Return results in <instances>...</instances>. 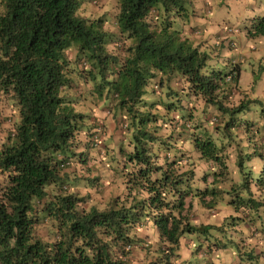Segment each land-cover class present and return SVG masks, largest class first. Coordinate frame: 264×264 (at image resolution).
<instances>
[{"label":"trees","instance_id":"trees-1","mask_svg":"<svg viewBox=\"0 0 264 264\" xmlns=\"http://www.w3.org/2000/svg\"><path fill=\"white\" fill-rule=\"evenodd\" d=\"M87 1L0 0V102L16 112L0 135V264H186L177 248L185 233L206 240L202 257L235 243L227 234L264 239L255 224L264 207V102L232 98L237 36L223 29L209 40L192 22L194 0H114L113 27L103 15L80 14ZM243 26V42L263 41L264 10ZM173 76L181 89L169 84ZM149 82L155 96L144 98ZM86 89L111 110L123 141L101 143L95 102L80 105ZM175 97L186 105L179 114ZM252 101L259 126L236 139L230 129L255 122L246 116ZM190 108L212 113L190 128ZM235 147L238 180L226 163ZM93 152L107 154L115 187L102 206L90 201L103 185L100 169L89 172ZM254 156L262 159L249 166L258 168L255 178L245 163ZM80 185L87 190H75ZM224 199L227 214L214 223L200 218L219 214ZM237 237L232 264H264V240L258 250Z\"/></svg>","mask_w":264,"mask_h":264},{"label":"rangeland","instance_id":"rangeland-1","mask_svg":"<svg viewBox=\"0 0 264 264\" xmlns=\"http://www.w3.org/2000/svg\"><path fill=\"white\" fill-rule=\"evenodd\" d=\"M254 0H209V3L207 5L206 8H203L202 11L200 12V14H193V18H192V22H199L200 24H202L203 26L206 25L207 23H209L210 25L214 24L215 28L218 31H222L224 29V27L226 26H231L234 30L236 29L235 33H237L236 35L233 33L232 36H237V38L239 37V39H237L236 43L239 44L240 41H242L243 39V34L245 31V27L242 25L243 24V20L241 21L240 18H248L247 16L251 15L252 13H249V9H251L250 7L255 5L256 2H253ZM257 2H260V6L262 7V9L264 10V0H256ZM253 8H258V7H253ZM115 9V2L114 0H92L87 1L85 3H83L80 8H79V13L85 16H96V15H103L104 17H106V21L105 23L107 25H109V27H113L112 25V15ZM246 11H248V13H245ZM244 12V13H243ZM255 12V9H254ZM241 15V16H240ZM212 23V24H211ZM213 26V25H212ZM207 34V33H206ZM227 34H231V32H227ZM213 37V34L210 33L208 34V39L212 40L211 38ZM261 37V36H258ZM257 36H255L254 38H250L249 43L253 42L249 45L246 44L245 47H243V50L245 49L246 52L242 53V57L236 58L233 61H241V69H240V74L238 77V87H236L235 92L232 96V98L237 99L240 97V95H245L247 97H254L258 100H260L261 102H264V67L261 71L257 72L256 70V65L257 64H261L263 63L264 65V40L258 42L257 44V40H256ZM264 38V36L262 37ZM253 44H257V47L255 48L254 46H252ZM237 48H232L231 52H236ZM252 50V51H251ZM241 54V53H240ZM250 54H253L250 55ZM260 55L262 57V59L260 60V62L256 61L255 59L257 58L256 56ZM220 66H225L224 63H222V61L220 62ZM225 68V67H224ZM151 82H149L146 86H145V90L146 92L144 93L143 97L144 98H152L153 96H155V94L150 92L151 89ZM169 84H171V86L176 87L177 89H179L181 87V82L180 79L177 76H173L171 78V80L169 81ZM80 89H82V87H80ZM181 89V88H180ZM84 97H81L80 99V105L82 106H87L88 104H92V101H94L95 103L93 104V111L95 116L99 118V120L101 121V127H100V141L101 143H103V141L108 142L111 139H115L116 141H119L120 138L122 139L123 137L121 136L122 133H120L118 130H115L114 127V122L111 119L112 116V112L110 110V112H108L106 110V106H104L103 104H101L100 100L93 95V93H89L88 90H83ZM182 96V95H181ZM180 96V98H181ZM178 97H175V105L179 102V105H176V111L178 114L181 111H185L186 110V105L182 100H178ZM177 100V102H176ZM90 102V103H89ZM0 104L2 105V110H1V114H0V135L3 134L5 132V130L7 128H9L11 126V120L16 119V112L15 109L13 108V106L11 105V103L9 101H5V102H0ZM259 104L255 103V102H251L248 105V111L246 112V116L247 117H251L252 119H254V123L253 124H249L248 125V129L247 131L243 130L241 131L240 128L238 126L234 127V129H230L233 132L237 133L235 135L236 137H240L241 140L243 136H245V134H251V130L252 129H256L259 126V121L258 120V109H259ZM210 112L212 113L211 110H207L204 113H201L200 110L193 108H190V113L191 114V119L189 120V127L193 128V127H198L197 123H200V119L203 117L204 114H210ZM243 112V111H241ZM242 115V113H240ZM239 114H237V116H241ZM257 116V117H256ZM245 117V116H244ZM200 120V121H199ZM198 121V122H197ZM202 122V121H201ZM192 123V124H191ZM191 125V126H190ZM205 125L207 126V128L213 132V127L210 126V124L205 123ZM170 126V124L166 123L165 126L160 130L162 133H166V131L168 130V127ZM176 129V126H175ZM211 132V133H212ZM105 135H108V138H105ZM105 138V139H103ZM237 139V138H236ZM240 140V142H241ZM123 141V139L121 140ZM243 142V141H242ZM123 142H121L122 144ZM234 143H237L236 141H234ZM100 144V143H99ZM96 147V151L98 152L99 149V145ZM244 144V143H243ZM242 144V145H243ZM239 145H241L239 143ZM241 145V146H242ZM182 146H188L190 147V144H187V142H184L182 144ZM242 149L245 150V148H243V146L241 147ZM227 149L229 150L230 148L227 147ZM238 150V147L235 148H231V152L230 155L226 158V163L228 165V168L230 170V176L233 177V180H238V178L241 177V173L238 172V170L236 169V167L233 165V161L231 159V155H234V151ZM94 151V150H93ZM239 151V150H238ZM237 151V152H238ZM97 152H93L94 159H89L87 161V165L88 167H90V171L89 172H95L98 171V169H100L99 173L103 176L102 178V187L99 189L97 188L96 190H91L90 191V201L96 203L97 205L102 206L103 203H105L106 198H107V193L106 190L108 189L109 186H112V190H115V187L113 185V183L110 184V181L108 179V175L109 172L106 170L108 169L110 160L107 158V154H103L102 152H99V154L97 155ZM247 162V163H246ZM247 167L246 169H251V176L253 178L256 177L257 175V170L258 168H252L249 166H259L262 163V159H260L258 156H254L252 157V159L250 161H245ZM77 170H79V166L75 167ZM196 168L200 169V165L197 166ZM87 173V171H86ZM210 178L207 177V180H209ZM112 181V180H111ZM75 190H78L79 192H84L87 190L86 187L84 186H76L74 187ZM193 200H192V209L194 210H198L199 209V198L194 195L192 196ZM208 198V196H206V199ZM227 198V197H226ZM188 199V198H187ZM225 200H223V205L219 204L218 208L220 209V213H215V214H208V215H203L200 218H204V220H207L208 222L214 223L216 220H218V218H220V216L222 214H227L228 211L227 209H230L229 206L226 207L225 205ZM260 214V216H256V225L259 226V228L262 226H264V207L259 210L258 212ZM221 214V215H220ZM251 214V213H250ZM253 214V212H252ZM230 220L227 219V222H229ZM260 223V225H259ZM243 233V232H242ZM240 235L242 236V239H244L245 241H248L249 236H246L245 233L241 234V233H231V234H227L225 235L226 239L230 240H234L235 243L237 242V240L239 239L237 236ZM224 238V237H223ZM205 241L206 240H202L201 236H196L195 234H187L185 233L181 238H180V242L178 245V251L180 252L181 255H184L185 260H186V264H205V260L207 259H211V262H213L212 264H232V260L236 257L237 255V245L233 242H228L225 244L224 248H218V249H211L209 251H206L205 254H203L204 256H200L198 250H203L202 249V245H205ZM200 242L201 246L199 249L195 248V244ZM240 243V242H239ZM246 245V243L243 242L242 248H244V246ZM204 248V247H203ZM157 255V254H156ZM246 260L248 261L247 258H241V262L242 264L246 263ZM164 264V263H162ZM247 264H250L247 263Z\"/></svg>","mask_w":264,"mask_h":264},{"label":"crops","instance_id":"crops-1","mask_svg":"<svg viewBox=\"0 0 264 264\" xmlns=\"http://www.w3.org/2000/svg\"><path fill=\"white\" fill-rule=\"evenodd\" d=\"M253 2H256L255 0L253 1ZM208 3H209V0H194L193 1V4H192V8H193V10H195V12H194V14H200V12L202 11V9L203 8H206L207 7V5H208ZM253 7H258V8H253ZM251 9H249V13L251 12L252 14L251 15H249V16H247L248 18L250 17V16H252L253 14H259L260 12H262L263 11V9H262V7L260 6V2H256V4L255 5H253V6H251L250 7ZM254 9H255V12H254ZM244 13V12H243ZM245 13H248V11H246ZM248 13V14H249ZM241 16V15H240ZM248 18H245L244 19V17L243 18H240L241 19V21L243 20V24H246L247 23V21H248ZM212 24V23H211ZM242 24V25H243ZM213 25V26H212ZM212 25H210L209 23H207L206 25H204V27H203V29H202V32L204 33V35L205 36H207L208 34H210V33H212V34H215V33H218V30L215 28V26H214V24H212ZM235 31H236V29H235ZM235 31L233 32L235 35L237 34V33H235ZM207 33V34H206ZM211 39H213V37L211 38ZM238 39H239V37H238ZM212 41V40H211ZM246 41V40H245ZM243 42V39H242V41H240L239 43H240V48L242 49V51H241V53H244V52H246L245 51V49L243 50V47H245L246 46V44H248V43H246V42ZM239 50V49H238ZM237 50V55L240 57L241 56V54H240V52ZM252 51V50H251ZM240 54V55H239ZM238 56H235V57H233V58H231L232 60L234 59H236V58H238ZM247 235L249 236V238L248 239H251V240H248V241H250V243H252V244H254L255 245V248L257 247V249L259 250V247H261L262 246V241L264 240L263 239V235H262V233L261 234H259L258 235V233L257 234H254V235H256V236H250L248 233H247ZM257 250V251H258ZM199 255H200V253H199ZM194 264V263H193Z\"/></svg>","mask_w":264,"mask_h":264},{"label":"clouds","instance_id":"clouds-1","mask_svg":"<svg viewBox=\"0 0 264 264\" xmlns=\"http://www.w3.org/2000/svg\"><path fill=\"white\" fill-rule=\"evenodd\" d=\"M224 30H225L226 32H230V31L234 32V31H235L231 26H226V27H224Z\"/></svg>","mask_w":264,"mask_h":264}]
</instances>
